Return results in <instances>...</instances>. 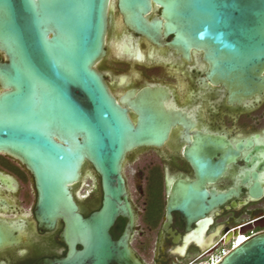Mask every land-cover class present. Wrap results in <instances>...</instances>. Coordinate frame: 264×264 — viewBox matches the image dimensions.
Masks as SVG:
<instances>
[{
  "label": "water",
  "instance_id": "water-1",
  "mask_svg": "<svg viewBox=\"0 0 264 264\" xmlns=\"http://www.w3.org/2000/svg\"><path fill=\"white\" fill-rule=\"evenodd\" d=\"M110 3L0 0V153L31 172L39 231L60 222L67 248L39 264H144L130 246L135 216L122 163L136 147L161 144L169 129L155 119L135 127L96 67L107 54ZM119 8L134 32L155 42L173 36L169 45L186 56L203 52L213 82L238 99L264 90V0H119ZM86 161L104 188L102 207L88 217L72 193ZM120 217L128 223L114 240ZM27 241L24 220L0 218V253ZM216 264H264V231Z\"/></svg>",
  "mask_w": 264,
  "mask_h": 264
},
{
  "label": "flooded vegetation",
  "instance_id": "flooded-vegetation-1",
  "mask_svg": "<svg viewBox=\"0 0 264 264\" xmlns=\"http://www.w3.org/2000/svg\"><path fill=\"white\" fill-rule=\"evenodd\" d=\"M172 39L155 42L134 32L119 0H111L107 54L96 67L135 127L155 119L158 128L169 129L161 144L136 147L122 163L135 216L130 246L144 264H188L235 236L264 231V90L238 99L213 82L203 52L186 56L169 45ZM72 193L85 217L100 210L103 182L92 163H84ZM2 200L7 207L0 208V218L24 220L28 241L1 252L0 264L66 255L60 222L54 231H39L31 172L0 153ZM127 223L118 218L114 240Z\"/></svg>",
  "mask_w": 264,
  "mask_h": 264
},
{
  "label": "built area",
  "instance_id": "built-area-1",
  "mask_svg": "<svg viewBox=\"0 0 264 264\" xmlns=\"http://www.w3.org/2000/svg\"><path fill=\"white\" fill-rule=\"evenodd\" d=\"M252 236L253 235L249 236V235H243V234L235 236L229 242L222 245L220 248L208 253L205 257L201 256L195 260L190 261L188 264H216L224 256H226L232 249L239 246L241 243L245 242ZM242 239H245V240L242 241Z\"/></svg>",
  "mask_w": 264,
  "mask_h": 264
},
{
  "label": "bare ground",
  "instance_id": "bare-ground-1",
  "mask_svg": "<svg viewBox=\"0 0 264 264\" xmlns=\"http://www.w3.org/2000/svg\"><path fill=\"white\" fill-rule=\"evenodd\" d=\"M245 239H242V241H244Z\"/></svg>",
  "mask_w": 264,
  "mask_h": 264
}]
</instances>
